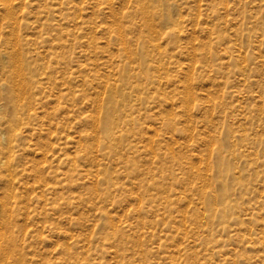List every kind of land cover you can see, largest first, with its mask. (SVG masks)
Segmentation results:
<instances>
[{"label":"rangeland","instance_id":"obj_1","mask_svg":"<svg viewBox=\"0 0 264 264\" xmlns=\"http://www.w3.org/2000/svg\"><path fill=\"white\" fill-rule=\"evenodd\" d=\"M17 35L56 83L13 140L1 84ZM143 49L155 78L129 97L128 163L93 122ZM0 102L17 169L10 195L0 163V244L12 231L26 264H264V0H0Z\"/></svg>","mask_w":264,"mask_h":264},{"label":"bare ground","instance_id":"obj_2","mask_svg":"<svg viewBox=\"0 0 264 264\" xmlns=\"http://www.w3.org/2000/svg\"><path fill=\"white\" fill-rule=\"evenodd\" d=\"M9 7H7V14L11 15L13 10H12V7H10V8ZM12 16H14V15L12 14ZM119 28H120V26H119ZM14 34H17V33H14ZM13 37H14V35H13ZM15 37H17V39L13 38V40L15 39L13 42V49L10 52H8L7 55L5 54V59L8 60V64L3 65L2 72L4 75V80H3L4 82H3V84H1V85H4L5 86L4 88L6 89V91H8L9 99L12 102L13 110L15 112V117L13 119V121H15V123L13 122V128L11 129L13 131V134H11V136L13 135V140L16 138V136L18 134L16 132L17 131V124L22 121L23 115L26 114V111H27L28 117L34 116L33 113H28V110H26L24 108V106L30 105L33 101L37 100V98H35V95L37 92L40 93V92L44 91V89L46 87H49L48 86L49 84L54 85L56 83V78L54 79L48 70H44L43 67H41L39 64L35 63L34 60L32 61V58L22 49L21 36L17 35ZM120 38H122V37H120ZM243 59H245V58H243ZM148 60H150L149 59V53L143 49L140 57L138 58L140 76L138 73H133V71H132L133 69L128 64H125L121 68L120 73H119L120 79H121V84H119V83L113 84L110 82L108 83V87L106 88V90L104 92V96H103L102 100L100 99V102L98 103V106H97L98 109H96L97 110V116L95 115L96 117H95L94 122H93V125H95V127H93V128H96V131H98L102 140L104 142H106L105 144H107V146L111 150L112 149L114 150L115 155H119V157L122 159L125 158L128 163L131 162L130 157L127 154H124L121 150L124 148V144L130 138V131H131V129H133L132 127H129L128 124L129 123L134 124V121H135V118L133 117V115L128 113L129 109H133V104L130 102L129 97L131 94L139 93L141 88L144 87L146 82H148V81L153 82V78H155V76H153L152 73L150 72V68L148 67ZM141 77L145 80V82L143 81V79H140ZM188 87H190V86H188L186 84L185 89L186 88L188 89ZM2 90H4V89H2ZM186 93H185V96H186ZM3 94H4V92H3ZM190 94H192V92H190ZM61 95L63 96L62 93H60V96ZM127 97H128V100H127ZM191 97H193V96H191ZM138 99L143 101L145 99V97L141 95L138 97ZM186 104H188V103L186 102ZM168 124L172 125L171 120H169ZM10 141H12L11 138H10ZM10 141H9V143H10ZM152 141H153V139H152ZM126 144H128V143H126ZM227 145L229 146V144H227ZM153 152H154V150H153ZM107 154L112 155L113 153L108 151ZM125 155H126V157H124ZM14 159L15 158L14 157L12 158L11 153L6 157L0 158V163L3 164L6 171H8V174L10 175V178L7 179V183H6V185H7L6 190H7V193L10 195L13 194V187H14V181H12V178L14 177V175L17 172V169H16L15 164H14ZM221 159L224 161V159H226V157H221ZM227 169H229V167L220 168L218 171L219 176L220 177L227 176L228 175ZM234 175H235V173H234ZM214 197H217V196L215 195ZM211 198H212L211 195H207L205 197V199H207L208 201H210ZM3 204H4V202H3ZM5 210H6L5 212L2 210L4 212L3 217H4L6 224L10 228L12 225V220H13L12 219L13 206H11L10 209H8V206L5 207ZM9 210H11V211H9ZM101 217L106 218L107 215H104ZM107 218H108V224H110V226L114 230L118 229L115 226L117 223L116 224L113 223L112 217H110L111 219L109 217H107ZM3 234H4V232H3ZM3 234H1V235H3ZM4 237H6L5 238L6 239L5 244L4 245L0 244V252L10 254V257L13 258V260H12L13 264H26L27 263V254L24 250L18 248L16 241H15V238L13 237L12 231H10L8 233V235H6ZM67 250L69 252H73L70 250V248ZM77 264H92V262L90 260V256L88 255V257H86L85 261L78 262Z\"/></svg>","mask_w":264,"mask_h":264}]
</instances>
